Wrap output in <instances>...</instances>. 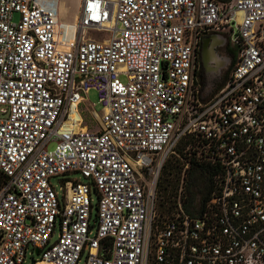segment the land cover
Listing matches in <instances>:
<instances>
[{
	"label": "built area",
	"instance_id": "built-area-1",
	"mask_svg": "<svg viewBox=\"0 0 264 264\" xmlns=\"http://www.w3.org/2000/svg\"><path fill=\"white\" fill-rule=\"evenodd\" d=\"M206 32L238 54L209 98L197 65ZM91 91L100 115L84 106ZM172 156L183 182L191 160L216 174L202 206L178 202L159 224ZM28 256L264 264V0H81L73 32L46 0H0V264Z\"/></svg>",
	"mask_w": 264,
	"mask_h": 264
},
{
	"label": "trees",
	"instance_id": "trees-1",
	"mask_svg": "<svg viewBox=\"0 0 264 264\" xmlns=\"http://www.w3.org/2000/svg\"><path fill=\"white\" fill-rule=\"evenodd\" d=\"M217 1L227 3L231 0ZM227 79L228 76H224V81L221 84L219 90L225 85ZM181 153L182 149L180 150V154ZM183 165L184 164L179 159L174 161V163H172V161H167L161 171L156 186V211L159 216V221L160 218L165 217L166 215L170 216L173 207H176L177 205L176 198L179 189L180 175L183 169ZM215 174L216 170L211 166L204 163L194 162L193 160H191L189 171L186 177L184 178V180H186L185 192L189 196L188 197L186 195V198L183 202V209L186 212H190L191 207H193V204L195 203L196 193H199L194 192V190H192L197 184L202 183L206 189V193L200 203L201 206L209 198L212 192V179ZM188 179L190 182L187 183Z\"/></svg>",
	"mask_w": 264,
	"mask_h": 264
},
{
	"label": "rangeland",
	"instance_id": "rangeland-1",
	"mask_svg": "<svg viewBox=\"0 0 264 264\" xmlns=\"http://www.w3.org/2000/svg\"><path fill=\"white\" fill-rule=\"evenodd\" d=\"M61 1L65 2V5H61L62 7L65 8L63 20L70 25H72L73 23H76V18L79 15V4H80L81 0H79L78 6L76 5L77 0H70V1L69 0H61ZM61 19L62 18H60V23H61ZM14 20L17 21L18 16H16L14 18ZM64 30H66V29H64ZM87 37H90V38H93L96 40H102V39H107L109 37V35L107 33L90 30L87 33ZM199 81L201 83V86H202L205 94L207 95V98H209L218 92L219 88L221 87V84L224 81V76L221 78L215 79L211 73H208V75H206L205 78L199 76ZM84 106L86 108H89V109H92L91 107L95 106L94 109L96 110V112L99 115L101 114V109H100V106L98 104L97 94L94 91H91L88 94L87 100H86ZM82 115H83L85 122L88 124H91L93 119H92V115L90 114V110L84 109ZM51 148H53L52 145H50V149ZM177 159L178 158L176 156H172L169 158L168 162L172 161V163H174V161H176ZM68 177L70 179H75V178H78V175H70ZM182 178H183V174L181 172L179 189H178L177 198H176L177 205H176V207H173L171 214H173L176 211V209L178 207V202H181L183 205V202L186 198V195L188 196V194H186V192H185L186 180H184V182H183ZM50 182L56 188V190L58 192H60V188H63V182L61 181V178H53V179H51ZM188 182H190L189 179H188L187 183ZM192 190H194V192H199V193H196L195 203L200 204L201 200L203 199V197L206 193L205 186L202 183H200V184H197L194 187V189H192ZM92 199H93V214H95V205H96L95 193L92 194ZM155 208H156V206H155ZM167 217H169V216L166 215L165 217L160 218V221L158 218L159 224L161 223L162 220H164ZM55 239H56V237H54V240ZM34 259L38 260L39 258L36 255H34ZM30 263H31V256H28L26 264H30Z\"/></svg>",
	"mask_w": 264,
	"mask_h": 264
},
{
	"label": "flooded vegetation",
	"instance_id": "flooded-vegetation-1",
	"mask_svg": "<svg viewBox=\"0 0 264 264\" xmlns=\"http://www.w3.org/2000/svg\"><path fill=\"white\" fill-rule=\"evenodd\" d=\"M237 56L236 49L226 36L206 32L197 50L198 76L205 78L208 73H211L215 79L228 76Z\"/></svg>",
	"mask_w": 264,
	"mask_h": 264
},
{
	"label": "bare ground",
	"instance_id": "bare-ground-1",
	"mask_svg": "<svg viewBox=\"0 0 264 264\" xmlns=\"http://www.w3.org/2000/svg\"><path fill=\"white\" fill-rule=\"evenodd\" d=\"M70 1V0H69ZM78 3H79V0L76 1V5L78 6ZM64 12H65V8L62 9L61 11V14H60V18L61 19V25L64 29H66V31H69V32H73V30L75 29V23H73L72 25L66 23L64 20H63V17H64ZM67 12V11H66ZM76 18V17H75ZM261 25V24H260ZM40 264V263H39Z\"/></svg>",
	"mask_w": 264,
	"mask_h": 264
},
{
	"label": "crops",
	"instance_id": "crops-1",
	"mask_svg": "<svg viewBox=\"0 0 264 264\" xmlns=\"http://www.w3.org/2000/svg\"><path fill=\"white\" fill-rule=\"evenodd\" d=\"M46 2L50 5V6H56L59 14H61V11L64 7H62L61 5H65V2H62L61 0H46Z\"/></svg>",
	"mask_w": 264,
	"mask_h": 264
},
{
	"label": "water",
	"instance_id": "water-1",
	"mask_svg": "<svg viewBox=\"0 0 264 264\" xmlns=\"http://www.w3.org/2000/svg\"><path fill=\"white\" fill-rule=\"evenodd\" d=\"M219 38H221V37H219ZM211 52L213 53V50ZM213 55L216 57L215 53H213ZM36 254H38V251L37 250H36ZM30 264H35V260L34 259H31V263Z\"/></svg>",
	"mask_w": 264,
	"mask_h": 264
}]
</instances>
